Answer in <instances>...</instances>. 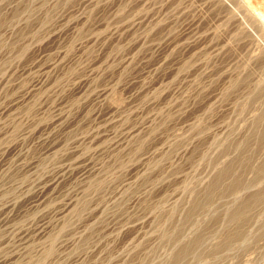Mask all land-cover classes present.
Segmentation results:
<instances>
[{
  "label": "rangeland",
  "instance_id": "obj_1",
  "mask_svg": "<svg viewBox=\"0 0 264 264\" xmlns=\"http://www.w3.org/2000/svg\"><path fill=\"white\" fill-rule=\"evenodd\" d=\"M0 264H264V0H0Z\"/></svg>",
  "mask_w": 264,
  "mask_h": 264
}]
</instances>
